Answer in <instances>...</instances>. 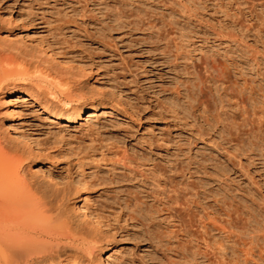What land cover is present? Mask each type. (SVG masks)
Listing matches in <instances>:
<instances>
[{"label": "rangeland", "instance_id": "374dc122", "mask_svg": "<svg viewBox=\"0 0 264 264\" xmlns=\"http://www.w3.org/2000/svg\"><path fill=\"white\" fill-rule=\"evenodd\" d=\"M5 19L32 45L88 41L82 21L116 36L99 45L97 73L123 101L67 128L47 172L72 183L95 165L77 207L112 227L116 264H264V0H0ZM17 109L40 140L58 131ZM110 141L125 169L110 165ZM146 163L166 173L157 199L125 180Z\"/></svg>", "mask_w": 264, "mask_h": 264}, {"label": "bare ground", "instance_id": "6f19581e", "mask_svg": "<svg viewBox=\"0 0 264 264\" xmlns=\"http://www.w3.org/2000/svg\"><path fill=\"white\" fill-rule=\"evenodd\" d=\"M11 25L10 19L0 21V264H116L111 258L117 243L112 227L96 209L77 207L85 184L97 176L95 165L81 169L72 183L55 182L49 175L57 166L54 151L65 138L64 131L76 122L91 123L113 112L105 98L123 101L118 88L106 90L101 85L97 73L99 45L107 46L116 36L86 32L88 25L82 21L88 41L76 36L72 41L65 35L32 45L24 37L15 38ZM77 45L83 49L75 50ZM18 105L32 106L57 124L58 131L40 140L20 119ZM98 107L102 112H96ZM119 146L110 141L107 154L113 168L125 169ZM142 166L146 177L141 171V176L125 180L132 186L137 182L144 195L157 199L166 192V173L147 163ZM124 203L127 214L142 209L139 200Z\"/></svg>", "mask_w": 264, "mask_h": 264}]
</instances>
